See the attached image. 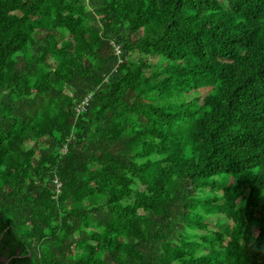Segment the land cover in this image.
<instances>
[{"label": "trees", "instance_id": "trees-1", "mask_svg": "<svg viewBox=\"0 0 264 264\" xmlns=\"http://www.w3.org/2000/svg\"><path fill=\"white\" fill-rule=\"evenodd\" d=\"M0 264H264V0H0Z\"/></svg>", "mask_w": 264, "mask_h": 264}, {"label": "rangeland", "instance_id": "rangeland-1", "mask_svg": "<svg viewBox=\"0 0 264 264\" xmlns=\"http://www.w3.org/2000/svg\"><path fill=\"white\" fill-rule=\"evenodd\" d=\"M207 91H208L207 89H201L198 92H193V93H190L188 95L184 94V98L187 99L188 101H190V100L198 97V101H200L201 97H203L207 93ZM215 219H216V217L212 218V222H214ZM212 222H210V224L214 226V224Z\"/></svg>", "mask_w": 264, "mask_h": 264}]
</instances>
